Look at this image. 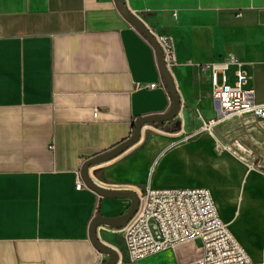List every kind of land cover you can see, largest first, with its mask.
Here are the masks:
<instances>
[{"label":"crops","instance_id":"0c3cea01","mask_svg":"<svg viewBox=\"0 0 264 264\" xmlns=\"http://www.w3.org/2000/svg\"><path fill=\"white\" fill-rule=\"evenodd\" d=\"M125 2L151 31L173 39L181 113L165 123L181 122L182 130L147 125L138 143L90 173L105 187L138 194L148 184L207 187L244 246L247 217L231 216L221 199L237 194L248 167L190 131L217 117L203 67L227 54L243 62L264 103V0ZM162 82L153 45L114 0H0V264L106 261L90 239L91 221L125 214L132 200L79 190L77 176L85 161L130 137L141 117L172 108ZM116 229L101 227L99 236L122 247L121 261H128ZM181 248L142 261L175 253L180 264L195 256L177 253Z\"/></svg>","mask_w":264,"mask_h":264},{"label":"built area","instance_id":"2783aa9c","mask_svg":"<svg viewBox=\"0 0 264 264\" xmlns=\"http://www.w3.org/2000/svg\"><path fill=\"white\" fill-rule=\"evenodd\" d=\"M154 35L162 47L166 67L173 73L177 64L173 39ZM232 67L235 68L233 83L229 77ZM203 70L209 73L212 98L217 104V117L203 123L205 130L244 116H250L253 122L264 121V103L258 102L255 87L249 86L252 77L235 54L215 59L204 65ZM157 86L155 83L149 85ZM162 86L167 87L165 82ZM199 133L202 131L196 135ZM214 148L221 151L216 143ZM77 188H88L81 173L77 176ZM138 195V213L126 227L116 229L123 232L129 262L136 263L193 242L195 256L180 264H264V259L254 261L232 233L209 188H156L148 184ZM101 227L105 226H98V235ZM198 241L199 246L196 245ZM101 256L103 258L104 254ZM120 256L122 260L121 252Z\"/></svg>","mask_w":264,"mask_h":264},{"label":"rangeland","instance_id":"374dc122","mask_svg":"<svg viewBox=\"0 0 264 264\" xmlns=\"http://www.w3.org/2000/svg\"><path fill=\"white\" fill-rule=\"evenodd\" d=\"M232 76L233 69L229 71L231 83H233ZM174 125L180 126L182 123L175 121ZM247 126L249 128H246ZM162 127L170 129L171 125L163 122ZM180 130H182L181 126ZM198 131H202V135L210 136L214 143L220 146L221 151L218 152L228 155L230 163L248 167L249 171L246 172L245 177L237 182L239 187L237 194L233 195L232 199L222 196L221 200L230 209L229 214L231 216L239 217L241 215L247 217V221L242 226L240 225V238L254 260L261 262L264 229L259 230V226L261 223L264 227V121L254 120L253 122L250 116H244L209 130H205V125L202 123L190 132L195 137ZM110 230L113 231V228H110ZM119 235L123 238V233H119ZM121 241L123 242V239ZM196 245L199 246L200 242H196ZM119 250L124 254L122 247H119ZM176 252L180 254L186 252V257H189V254L194 255L195 245L194 243H187L184 246L182 245L181 250ZM105 257L108 258V256ZM144 262L129 263L126 260H120L118 264H178L179 260L175 253H170L165 255L163 259L150 258L146 263Z\"/></svg>","mask_w":264,"mask_h":264},{"label":"water","instance_id":"95a60500","mask_svg":"<svg viewBox=\"0 0 264 264\" xmlns=\"http://www.w3.org/2000/svg\"><path fill=\"white\" fill-rule=\"evenodd\" d=\"M114 1L122 15L134 27H136L153 45L156 51L160 72L164 78L166 86L173 100V106L166 113L141 117L135 123L134 130L130 137H128L126 140H124L122 143H120L113 149L98 156H95L91 159H88L82 166L81 176L88 188L92 189L93 191L104 197L116 199L129 198L132 200V204L125 214L118 217H106L103 215H97L91 221L89 228L90 239L101 254H105L108 256V258L103 264H118L121 260V256L120 252L116 248L102 241V239L98 235V226H105L118 229L126 227L138 213L140 199L138 193L135 191H123L120 189H113L111 187H105L101 185L92 177L90 169L93 166L110 161L122 155L124 152H126L136 143H138L142 139L143 130L146 125L174 120L181 113V99L178 94L173 75L166 67L164 54L160 43L157 41L154 33L151 31L148 25L141 19V17L128 8L125 0Z\"/></svg>","mask_w":264,"mask_h":264},{"label":"trees","instance_id":"16d2710c","mask_svg":"<svg viewBox=\"0 0 264 264\" xmlns=\"http://www.w3.org/2000/svg\"><path fill=\"white\" fill-rule=\"evenodd\" d=\"M151 125H153V126H155L157 128H160V129H162L164 131L172 132V133L178 132L180 130L179 126H176V125L172 126V128H170V129L163 128L162 127V123H154V124H151Z\"/></svg>","mask_w":264,"mask_h":264},{"label":"bare ground","instance_id":"6f19581e","mask_svg":"<svg viewBox=\"0 0 264 264\" xmlns=\"http://www.w3.org/2000/svg\"><path fill=\"white\" fill-rule=\"evenodd\" d=\"M146 126H147V125H146ZM190 244H193V242H192V243L190 242Z\"/></svg>","mask_w":264,"mask_h":264}]
</instances>
